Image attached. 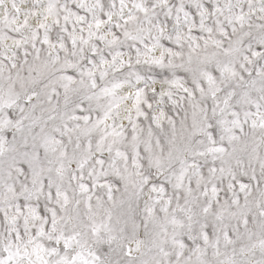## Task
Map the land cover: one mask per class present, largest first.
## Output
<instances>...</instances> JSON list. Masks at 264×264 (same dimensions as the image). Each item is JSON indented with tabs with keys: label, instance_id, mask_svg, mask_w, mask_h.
I'll return each mask as SVG.
<instances>
[{
	"label": "snow or ice",
	"instance_id": "1",
	"mask_svg": "<svg viewBox=\"0 0 264 264\" xmlns=\"http://www.w3.org/2000/svg\"><path fill=\"white\" fill-rule=\"evenodd\" d=\"M0 264H264V0H0Z\"/></svg>",
	"mask_w": 264,
	"mask_h": 264
}]
</instances>
